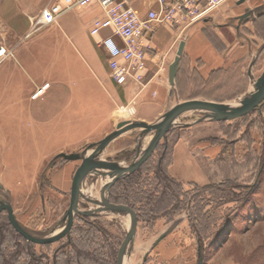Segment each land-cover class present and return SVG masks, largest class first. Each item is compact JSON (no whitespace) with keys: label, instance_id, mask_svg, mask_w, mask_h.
Here are the masks:
<instances>
[{"label":"rangeland","instance_id":"obj_1","mask_svg":"<svg viewBox=\"0 0 264 264\" xmlns=\"http://www.w3.org/2000/svg\"><path fill=\"white\" fill-rule=\"evenodd\" d=\"M48 1L0 0V47L5 50L0 56V94L15 95L6 107L15 105L16 113H21L16 122L7 116L6 127L0 130V200L9 201L21 226L40 237L60 229L72 177L82 162V158L65 159L60 153L125 167L148 145L154 132L136 127L102 142L117 123H154L172 106L190 98L235 104L254 90V80L264 70V16L236 33L233 26L221 24L218 9L210 18L217 24L201 25L208 29L206 34L213 37L216 48L235 50L233 57L231 50L229 57L222 56L221 67L203 78L183 53L175 85L167 86L168 92L141 94L131 102L129 90L108 80L105 59L93 56L92 64L84 52L95 45L96 36L89 34L88 25L102 14L97 3L66 12L55 24L34 28V17ZM194 63L201 67L199 61ZM42 85L49 86L32 99ZM126 106H132V111L122 108ZM204 115L188 111L175 118L142 164L140 181L145 184L152 182V168L158 161L170 176L171 169L181 178L189 176V180L173 176L188 196L185 208L154 220H137L134 242L123 264H264V99L251 112L232 120H200ZM178 141L181 154L174 162ZM81 188L88 196L110 200L115 185L88 173ZM229 191L238 200L222 204L225 199L219 196ZM202 198L207 205L195 211L193 201ZM78 206L81 210L96 207L83 197ZM1 213L7 217L5 211ZM128 229L124 215L75 213L68 233L53 243L40 245L12 237L6 245L17 253L15 264H115Z\"/></svg>","mask_w":264,"mask_h":264},{"label":"built area","instance_id":"obj_2","mask_svg":"<svg viewBox=\"0 0 264 264\" xmlns=\"http://www.w3.org/2000/svg\"><path fill=\"white\" fill-rule=\"evenodd\" d=\"M225 1L153 0L155 6L141 17L130 0H49L33 22L34 28L52 25L72 9L87 8L97 3L102 14L90 22L89 34L105 33L96 45L106 54L108 77L119 87H132L135 93L131 102H134L147 86V64L156 52L152 41L156 25L165 23L183 33L210 16ZM4 53V48L0 47V56ZM47 87L41 86L32 98L39 97ZM122 108L131 112L133 107Z\"/></svg>","mask_w":264,"mask_h":264},{"label":"water","instance_id":"obj_3","mask_svg":"<svg viewBox=\"0 0 264 264\" xmlns=\"http://www.w3.org/2000/svg\"><path fill=\"white\" fill-rule=\"evenodd\" d=\"M244 0H238V3ZM184 40H181L178 44L176 55L168 67V83L169 86L175 85V77L177 73L178 64L183 52ZM264 99V70L262 73L254 80V90L248 95L241 98L235 104H218L215 102H210L201 99H189L179 102L172 106L170 109L165 111L154 123H147L145 121H133L125 120L117 123L116 130L112 131L108 136L104 138L102 142H106L110 138L116 136L122 131L133 129L136 127L143 128V132L152 131L153 137L151 138L148 145L138 153L136 158L127 166L117 165L116 163H104L99 161H92L89 158L79 155L77 153H60V155L65 159H79L82 158V162L75 170L70 187V202L66 213L62 218V223L60 229L48 236H36L28 232L21 224L17 221L13 208L9 201L0 200V213L5 211L7 214V219L11 227L22 236L26 241L34 244H49L53 243L65 234L68 233L70 228L73 215L75 213L83 216H93L100 212H111L128 217L129 229L122 241L116 255L115 264H123L124 257L130 246L134 242L137 229V218L135 213L128 207L111 202L108 199H98L84 194L81 188L82 181L88 173H93L97 176L102 177L105 181L109 183H114L115 181L122 179L133 172H135L152 154L155 150L160 139L168 131L171 123L179 115L188 111H198L202 112L204 117L200 120L210 119L214 121H226L241 117L252 110H254ZM110 166L113 171L102 170L101 166ZM83 197L86 201L94 204L96 207L92 209H79L78 203L79 199ZM163 237L160 236L157 240Z\"/></svg>","mask_w":264,"mask_h":264},{"label":"crops","instance_id":"obj_4","mask_svg":"<svg viewBox=\"0 0 264 264\" xmlns=\"http://www.w3.org/2000/svg\"><path fill=\"white\" fill-rule=\"evenodd\" d=\"M132 6L137 11V13L144 17L146 14V11L150 7H154L153 0H130ZM250 0H244L240 3H238V0H227L225 1L217 10L221 15V24H225L227 27L233 26L236 33H239L243 31V28L247 27L249 28L248 24H252L254 20H256V14L251 15L246 21H243L241 24L239 22V17L243 15L245 12L249 11H257V10H264V0H257L258 2L251 4H248ZM249 5V6H247ZM89 8V7H87ZM83 10H86V8H83ZM210 18H212V15L208 16L206 19L199 21L189 28H187L183 33H179V30L171 27L168 24L160 23L156 25L152 41L153 45L156 49L154 57L148 62L147 64V70H146V80H147V86L146 88L138 95V97H141L140 95L144 94L143 96H150L149 94L158 92L159 90L168 92L167 86H169L168 83V67L173 61L176 50L178 47V44L181 40H184V47L183 52L186 56L187 60L189 61V65L192 69H196L200 76L203 78L208 77L209 74H212V72L216 71L218 68H220V60H222V56L227 55L229 57V53L231 52L232 48L227 49L225 51H222L221 49H218L214 46V40L213 37L208 33V29L203 27L201 25L202 23L209 24L210 26L215 24L216 22L212 21ZM253 18V20H252ZM262 18V17H261ZM258 19V18H257ZM252 21V22H251ZM217 24V23H216ZM90 25V23H89ZM88 25V27H89ZM193 27V28H192ZM191 28V29H190ZM189 30V31H188ZM188 31V32H187ZM105 35L104 32H102L100 35H97L95 37V45L90 46L91 48L87 49L84 48V52L89 56V59L91 60V63L94 64L95 61L93 60L94 57H98L99 60L105 59L106 61V75L110 83L115 85L108 77V70H107V57L104 51L99 48L96 43ZM175 46V47H174ZM77 51L78 47L76 46ZM233 51V50H232ZM243 52V51H242ZM235 53V50L233 51L231 58L233 57ZM182 56V55H181ZM225 57V56H224ZM243 57V56H242ZM103 58V59H101ZM181 59V58H180ZM199 61L201 64V69L197 68L195 66V63L193 62ZM249 65H252V61L249 62ZM180 64V61H179ZM178 64V68H179ZM177 68V73H178ZM204 69H207V72L204 73ZM176 73V75H177ZM176 78V77H175ZM43 86V85H42ZM49 86V85H48ZM41 87V86H40ZM48 88V87H47ZM46 88V89H47ZM122 88V87H120ZM39 89V87H38ZM46 89L43 91V93L46 91ZM129 90L131 97L133 96V93H135L134 89L132 87L122 88ZM37 90V89H36ZM35 90V91H36ZM34 91V92H35ZM42 93V94H43ZM41 94V95H42ZM40 95V96H41ZM38 98V97H37ZM15 100V95L10 96L8 93H1L0 94V130H3L5 125L6 117L13 116V120L18 119L17 116H20V114L16 113V106H9L6 107V104L9 103L10 100ZM33 99V98H32ZM36 99V98H34ZM14 109V110H13ZM19 109V108H18ZM13 123L8 124L7 126H12ZM9 128V127H8ZM7 129V128H6ZM23 127L19 125L17 128V131H22ZM25 131V130H24ZM180 141L177 142L175 145V149L173 152V159L174 162L177 159L178 156H180V152L178 150V145ZM192 164V162H190ZM196 168H199V166H196ZM64 170V173L68 175L69 169L67 167ZM172 175L177 177L181 180H189L187 179L189 176H186L185 178H181L177 176V173L172 172Z\"/></svg>","mask_w":264,"mask_h":264},{"label":"trees","instance_id":"obj_5","mask_svg":"<svg viewBox=\"0 0 264 264\" xmlns=\"http://www.w3.org/2000/svg\"><path fill=\"white\" fill-rule=\"evenodd\" d=\"M143 166L144 165L132 174L114 182L115 188H112L110 191V201L130 208L135 213L137 220L141 217H148L147 219L154 220L159 216L172 213L174 210L182 209V207L185 208L184 202L187 200V191L182 187V183L168 174L162 161L156 162L155 166L152 168L154 174L152 178L153 180L146 184L140 181V178H142L140 174H142ZM257 184L258 182L254 184V187ZM222 192H224V190H222ZM219 198L222 200L225 199V202L222 204L238 200L231 191L224 196L220 195ZM202 201L203 198L199 202H195V200L193 201V209L195 208V211L199 212V210H202L207 205L206 203L203 204ZM182 202L184 203L183 206ZM205 225L208 226V222ZM12 237L15 239H17V237L21 239L23 238L15 232L7 217L1 213L0 264L16 263L15 257L17 256V253L15 251L11 252L10 247L6 245V242L9 241L8 238L11 239ZM22 240H24V238ZM19 249L22 251L21 246Z\"/></svg>","mask_w":264,"mask_h":264},{"label":"flooded vegetation","instance_id":"obj_6","mask_svg":"<svg viewBox=\"0 0 264 264\" xmlns=\"http://www.w3.org/2000/svg\"><path fill=\"white\" fill-rule=\"evenodd\" d=\"M256 14V19L258 18H261V17H263L264 16V10H257V11H247V12H245V13H243V15H241L240 17H239V22H240V24L243 22V21H246L249 17H251V15H255ZM253 19V18H252Z\"/></svg>","mask_w":264,"mask_h":264},{"label":"bare ground","instance_id":"obj_7","mask_svg":"<svg viewBox=\"0 0 264 264\" xmlns=\"http://www.w3.org/2000/svg\"><path fill=\"white\" fill-rule=\"evenodd\" d=\"M102 168H105L104 166H101ZM104 171V170H103Z\"/></svg>","mask_w":264,"mask_h":264}]
</instances>
